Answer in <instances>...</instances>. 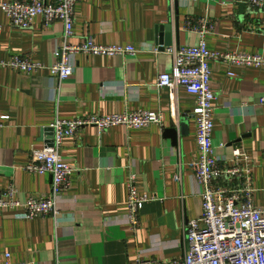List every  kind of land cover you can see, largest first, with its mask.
<instances>
[{
	"label": "crops",
	"instance_id": "obj_1",
	"mask_svg": "<svg viewBox=\"0 0 264 264\" xmlns=\"http://www.w3.org/2000/svg\"><path fill=\"white\" fill-rule=\"evenodd\" d=\"M200 19L213 27L205 38L208 49L264 56V16L235 0H79L72 43L92 37L102 45L133 46L136 54H78L73 74L60 83L46 69L24 74L0 68V115L8 116L0 129V192L14 185L20 201L50 191L51 176L29 173L25 166L31 148L47 145L45 129L56 116L162 112L161 125L113 126L100 134L87 126L64 138L60 154L74 171L71 187L57 198L58 214L27 219L22 208L1 209L0 264L7 253L14 264H134L182 256L184 223L201 212L202 186L189 167L196 156L195 124L188 115L194 97L182 87L172 96L156 86L158 75L170 72L173 63L156 47L159 26L168 23L171 46L195 44L198 36L187 26ZM0 25V59L28 54L45 65L54 62L60 22L44 26L37 16L30 27L16 28L0 9ZM209 66L216 95L214 154L228 161L238 147L250 156L253 202L264 208V68L216 60ZM171 127L176 140L165 133ZM130 174L137 192L153 198L136 231L127 220Z\"/></svg>",
	"mask_w": 264,
	"mask_h": 264
},
{
	"label": "built area",
	"instance_id": "obj_2",
	"mask_svg": "<svg viewBox=\"0 0 264 264\" xmlns=\"http://www.w3.org/2000/svg\"><path fill=\"white\" fill-rule=\"evenodd\" d=\"M79 0H6L0 1V9L7 16L10 25L28 28L39 16L44 26L58 21L63 25L60 40L53 51L54 62L45 65L33 61L28 54L10 55L0 59V68L32 74L48 70L49 78L62 82L74 72L75 57L85 55L134 56L133 46L102 45L92 37L72 43L74 35V9ZM259 11L264 16V0H235ZM1 30V25H0ZM187 30L197 34L195 44L181 46L157 45L173 58L170 72L159 74L156 86L167 88L170 94L178 87L184 88L194 97V105L189 112L195 124L196 156L189 163L200 192L201 212L183 226V254L175 259L141 260L134 264H264V208L253 202L252 165L250 156L238 147L232 150L228 161L214 154L212 139L213 113L216 95L210 88V62L221 61L228 65L253 66L264 68L261 54H242L239 52H217L208 49L206 35L213 27L207 19L197 24L189 23ZM227 75L234 76L231 71ZM264 102V98H261ZM8 116L0 115V129ZM162 124V112L144 109L124 110L113 114H87L71 119L56 116L50 127L53 131L51 145L31 148L25 170L29 173L49 174L50 191L46 197H28L20 201L17 190L10 185L0 192V210L22 208L27 219L40 216L55 217L58 214L57 198L71 187L74 168L63 160L60 154L62 142L66 137H75L84 127L95 128L98 134L113 126L127 129ZM264 166V149L262 151ZM180 180L179 174L175 176ZM127 220L131 230L140 225V215L149 194H139L136 176L130 174L126 184ZM5 264H14L10 254H5ZM15 264H27L18 262Z\"/></svg>",
	"mask_w": 264,
	"mask_h": 264
},
{
	"label": "water",
	"instance_id": "obj_3",
	"mask_svg": "<svg viewBox=\"0 0 264 264\" xmlns=\"http://www.w3.org/2000/svg\"><path fill=\"white\" fill-rule=\"evenodd\" d=\"M240 6H244L243 4H239ZM172 25L171 23L168 24H162L159 26V31H160V45L164 46H169L170 45V41H169V35H170V31H171ZM179 28L178 25H175V32L176 34L178 33ZM164 43V44H163ZM46 132H48V137L49 140L47 142V145H51L52 144V139H53V131L52 128H47L45 129ZM165 133L168 137H170L173 140H176V129L174 127L168 128L165 130Z\"/></svg>",
	"mask_w": 264,
	"mask_h": 264
}]
</instances>
